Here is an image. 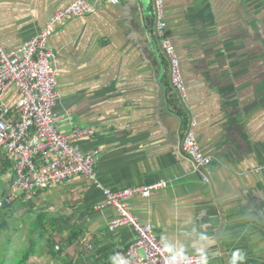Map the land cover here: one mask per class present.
Segmentation results:
<instances>
[{
	"label": "crops",
	"instance_id": "1",
	"mask_svg": "<svg viewBox=\"0 0 264 264\" xmlns=\"http://www.w3.org/2000/svg\"><path fill=\"white\" fill-rule=\"evenodd\" d=\"M76 1L0 0L2 45L21 48ZM83 1L94 10L59 25L49 45L56 55L57 129L94 130L77 144L98 153V184L80 176L13 204L41 210L36 215H46L48 230L63 228L64 236L75 229L80 239L70 256H113L108 261L115 264L138 236L130 227L109 232L117 211L101 208L103 190L163 183L148 198L129 199L128 209L152 227L167 254L233 264L240 250L245 258L235 264H264V0H164L163 37L155 0ZM163 39L179 59L183 98ZM19 100L15 87L3 98L11 117ZM191 122L211 158L203 169L182 151ZM11 171L0 154V197Z\"/></svg>",
	"mask_w": 264,
	"mask_h": 264
},
{
	"label": "built area",
	"instance_id": "2",
	"mask_svg": "<svg viewBox=\"0 0 264 264\" xmlns=\"http://www.w3.org/2000/svg\"><path fill=\"white\" fill-rule=\"evenodd\" d=\"M118 5L124 0H107ZM158 15L157 30L164 36L166 23L163 21L164 0H155ZM94 10L92 4L78 0L63 10L54 13L46 26L21 48L7 51L0 40V154L12 165L9 190L0 197V209L12 205L22 194H34L36 190L47 189L75 178L84 176L98 184L95 165L97 152L85 153L78 141L94 136L93 129L71 128L59 132L60 117L55 112L58 99V81L53 61L56 57L49 45V38L59 25L71 17H78ZM161 46L170 61L171 81L181 98L184 97V83L179 59L167 39ZM11 87L18 89L20 100L17 117H11L3 104V98ZM74 125L73 118H68ZM191 122L182 142V151L200 169L211 163V158L202 153ZM163 183L127 188L120 191L104 189L106 205L113 206L117 217L110 221L109 232L132 228L138 238L125 252L117 256L115 264L124 260L126 264H204L199 256L188 254H167L164 241L153 234L149 224H142L128 209V200L136 196L148 198L163 189ZM139 251L142 252L139 253Z\"/></svg>",
	"mask_w": 264,
	"mask_h": 264
},
{
	"label": "trees",
	"instance_id": "3",
	"mask_svg": "<svg viewBox=\"0 0 264 264\" xmlns=\"http://www.w3.org/2000/svg\"><path fill=\"white\" fill-rule=\"evenodd\" d=\"M9 167L6 163L5 169ZM15 205L6 206L0 209V233L3 229H7L8 224L2 222L7 211H15ZM9 212V213H11ZM8 213V214H9ZM46 215L38 214L36 215L35 221L30 225V234L35 237L29 238V245H24L22 247L21 256H9L11 250V241L2 244V251L0 252V264H29L31 258L39 255V251L46 248L48 251V256L46 259L49 261H59L60 264H113L111 256H70L68 250L71 246L78 243L80 236L79 233L74 229L70 231V234L63 236V228L54 227L51 230L46 228L47 224ZM48 236L46 237V235ZM57 237H61L60 240ZM38 253V254H37ZM40 256V255H39ZM83 262V263H81Z\"/></svg>",
	"mask_w": 264,
	"mask_h": 264
},
{
	"label": "rangeland",
	"instance_id": "4",
	"mask_svg": "<svg viewBox=\"0 0 264 264\" xmlns=\"http://www.w3.org/2000/svg\"><path fill=\"white\" fill-rule=\"evenodd\" d=\"M13 210L15 211H7L4 219L2 220V222H6L8 226L7 229H3L0 233V252L2 251V244L7 243V241H11V250L9 252V256L19 257L22 253V247L24 245H29V238L35 237L37 235L34 234V236H32L30 234V225H32L35 221L36 213L40 212L41 210H33L32 208L29 209V206H23L21 208L15 206V209ZM48 234L49 233H47L46 237L48 236ZM57 239L60 240L61 237H57ZM38 253L40 256L37 255L31 258L29 264H60L59 261L55 262L46 259V256H48V251L46 250V248L42 251H39ZM45 253L47 254L45 255Z\"/></svg>",
	"mask_w": 264,
	"mask_h": 264
},
{
	"label": "clouds",
	"instance_id": "5",
	"mask_svg": "<svg viewBox=\"0 0 264 264\" xmlns=\"http://www.w3.org/2000/svg\"><path fill=\"white\" fill-rule=\"evenodd\" d=\"M244 254L240 251V250H237L235 253H234V256H233V264H235L236 260L239 259V260H244ZM119 264H126V261L124 260H121L119 261Z\"/></svg>",
	"mask_w": 264,
	"mask_h": 264
},
{
	"label": "water",
	"instance_id": "6",
	"mask_svg": "<svg viewBox=\"0 0 264 264\" xmlns=\"http://www.w3.org/2000/svg\"><path fill=\"white\" fill-rule=\"evenodd\" d=\"M173 111H175V110H173ZM171 113H172V112H171ZM175 118L177 119V123H178V125H177V126L179 127V126H180V124H182V123H181V119H180L179 117H176V116H175Z\"/></svg>",
	"mask_w": 264,
	"mask_h": 264
}]
</instances>
